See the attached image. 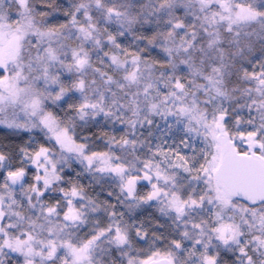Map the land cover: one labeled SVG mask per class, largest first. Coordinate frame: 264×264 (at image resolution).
<instances>
[{
    "label": "snow or ice",
    "instance_id": "obj_1",
    "mask_svg": "<svg viewBox=\"0 0 264 264\" xmlns=\"http://www.w3.org/2000/svg\"><path fill=\"white\" fill-rule=\"evenodd\" d=\"M0 264H264V0H0Z\"/></svg>",
    "mask_w": 264,
    "mask_h": 264
}]
</instances>
